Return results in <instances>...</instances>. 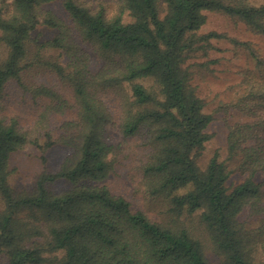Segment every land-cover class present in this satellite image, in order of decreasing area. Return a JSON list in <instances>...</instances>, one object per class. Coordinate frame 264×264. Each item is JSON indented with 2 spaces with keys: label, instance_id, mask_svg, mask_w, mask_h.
<instances>
[{
  "label": "trees",
  "instance_id": "16d2710c",
  "mask_svg": "<svg viewBox=\"0 0 264 264\" xmlns=\"http://www.w3.org/2000/svg\"><path fill=\"white\" fill-rule=\"evenodd\" d=\"M52 1L0 0V254L8 264H264V57L251 49L256 76L245 73L238 97L218 108L241 116L224 118L226 156L216 152L204 168L198 159L216 110L193 82L201 64L193 59L225 36L204 31L208 12L264 35V3L62 0L66 21L46 7ZM40 26L56 35L41 40ZM83 44L102 59L98 69ZM15 95L32 123L8 111ZM53 113L68 115L54 138ZM113 124L120 142L107 135ZM28 145L70 151L19 191L10 159ZM122 158L133 159L149 207L135 209L111 189ZM59 180L69 187L52 188Z\"/></svg>",
  "mask_w": 264,
  "mask_h": 264
},
{
  "label": "rangeland",
  "instance_id": "374dc122",
  "mask_svg": "<svg viewBox=\"0 0 264 264\" xmlns=\"http://www.w3.org/2000/svg\"><path fill=\"white\" fill-rule=\"evenodd\" d=\"M250 2L262 4L264 0H250ZM46 7L53 10L64 20L70 21L63 7L62 0H54L48 3ZM207 15L208 20L203 27L204 31L223 32L225 36L213 40L214 46L208 55H201L193 59L201 62L200 65L197 64L195 66L193 82L197 86L199 95L206 101V109L210 112L216 110V118L208 127V131L212 136L198 159V165L202 168L206 167V164L216 152L219 153L221 158L226 156L228 130L224 118L227 116L233 122L241 116L234 108L229 113L220 111L218 108L223 104H229L238 97L242 91L240 83L245 73L248 72L256 76L255 59L251 49L264 57L263 34L251 31L244 22L225 13L209 11ZM56 32L55 29L40 26L34 32V35H39L41 40H45L55 36ZM243 42L248 44H243ZM83 45L91 54V68L93 70L98 69L103 63L102 59L98 57L91 46L88 44ZM19 99V95L10 98L7 106L8 111H17L21 116L22 123L28 125L33 121V110L29 108V105L19 101ZM105 99L117 119L119 112L118 107H116L117 103L111 97H106ZM67 116L65 113H53L51 115L47 130L51 132L53 138L60 134V126L68 118ZM242 118L246 119L247 117L243 116ZM107 135L113 142L122 141L117 124L108 127ZM45 138L46 136H44V139H40L42 143L45 142ZM69 151V148L61 145H55L47 151H44L43 147L28 145L15 151L11 156L9 165L11 169L9 177L11 185L19 191L32 187L42 170L45 169L48 172L56 171ZM133 163L132 158H122L120 163L118 160L115 165V171L108 182L113 192L126 196L131 200L135 209L146 208L149 205L144 199L143 191L138 187ZM231 165L233 164L231 163ZM237 175L239 174H234L233 178L237 179ZM69 185L65 180H59L51 186L55 190L61 191L68 188ZM0 208H2L1 200ZM0 264H8L7 258L3 254H0Z\"/></svg>",
  "mask_w": 264,
  "mask_h": 264
}]
</instances>
